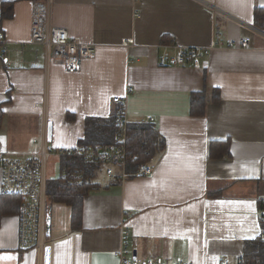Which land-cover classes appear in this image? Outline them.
Returning a JSON list of instances; mask_svg holds the SVG:
<instances>
[{"label":"crops","instance_id":"0c3cea01","mask_svg":"<svg viewBox=\"0 0 264 264\" xmlns=\"http://www.w3.org/2000/svg\"><path fill=\"white\" fill-rule=\"evenodd\" d=\"M40 1L0 0V151L51 152L45 166L51 264H119L123 230L128 257L238 264L262 225L264 36L251 28L264 0H54L51 25L94 46L93 58L76 72L46 68L44 48L29 43L32 4ZM4 3H12V13L1 19ZM216 31L224 43L249 40L250 50L211 51L200 68L159 65L177 48L213 45ZM203 91L205 113L192 116L191 94ZM113 98L126 99L129 122L150 117L164 139L163 151L146 163L150 176L120 182L74 153L96 145L80 143L87 118L116 119ZM226 140L230 156L211 159L209 144ZM70 157L89 164L88 183L96 185L83 197L78 230L71 207L48 192L58 182L85 183ZM2 195L0 264H43V251L19 246L21 204L16 209Z\"/></svg>","mask_w":264,"mask_h":264},{"label":"built area","instance_id":"2783aa9c","mask_svg":"<svg viewBox=\"0 0 264 264\" xmlns=\"http://www.w3.org/2000/svg\"><path fill=\"white\" fill-rule=\"evenodd\" d=\"M53 1L46 4H32L30 44L41 45L44 48L46 68L50 65L63 67L67 72H76L84 60L93 58L94 46L70 38L67 31L51 25V10ZM221 33L216 31V41L205 48H177L172 56L163 55L159 59L161 67L183 66L190 62L194 68H200L202 60L211 51H247L249 40L240 39L238 42H222ZM1 41V40H0ZM213 49V50H212ZM132 91L131 88L127 92ZM126 99L113 98L118 105L115 125L118 130L114 142L108 146L96 144L83 151H75L78 157L96 163L106 177L124 182L131 177H147L152 174V168L147 164L138 166L135 172L128 171L129 157L127 154L128 125L126 115ZM147 117L143 123L151 124ZM47 133V132H46ZM47 139V136H46ZM64 155V152H60ZM51 152L42 146L35 152L8 153L0 151V193L21 199L17 223L18 242L23 249L43 251L46 244V178L45 166ZM264 218V210L261 212ZM126 230L121 231L122 244L118 251L119 264H162L153 259H141L132 254L128 257L125 242ZM240 263L243 258L238 259ZM36 264H39L36 262ZM183 264V263H178Z\"/></svg>","mask_w":264,"mask_h":264},{"label":"trees","instance_id":"16d2710c","mask_svg":"<svg viewBox=\"0 0 264 264\" xmlns=\"http://www.w3.org/2000/svg\"><path fill=\"white\" fill-rule=\"evenodd\" d=\"M12 3H4L1 6V19L11 17ZM253 26L264 32V8L256 7L253 11ZM164 39V38H163ZM164 40L161 39V43ZM165 44V43H163ZM206 91L201 93L191 94L190 97V115L203 116L205 113ZM213 99L215 102L219 101V93L217 90L213 91ZM85 137L80 143L84 146H93L100 144L103 146L110 145L114 142L115 134L118 130L115 125V113L108 119L87 118L86 119ZM128 141L127 154L130 159L128 171H135L139 165L146 164L151 161L158 153L162 152L165 146L164 139L159 135L152 124H131L128 127ZM229 141L214 142L209 144L208 156L211 159L229 157ZM72 158V157H70ZM74 165L81 169L84 177H87L84 184L73 185L65 183H54L48 189L49 194L52 195V201L57 203H64L69 205L72 209L71 221L76 230L81 226V205L83 197L87 192L94 188L92 185L91 174L88 170L89 164L83 163L79 158H72ZM94 167V166H93ZM90 178V179H89ZM89 179V180H88ZM4 196V195H2ZM5 198L12 202L17 209L20 203V198L13 196H5ZM19 203V204H18ZM261 212L264 210V202L260 203ZM263 221V222H262ZM261 234L254 240L247 241L243 246V262L238 264H264V218L261 217Z\"/></svg>","mask_w":264,"mask_h":264},{"label":"water","instance_id":"95a60500","mask_svg":"<svg viewBox=\"0 0 264 264\" xmlns=\"http://www.w3.org/2000/svg\"><path fill=\"white\" fill-rule=\"evenodd\" d=\"M51 132H52V126L51 123L47 124V142H50L51 140ZM50 226H51V222H50V218L49 216L46 217V237H49L50 235ZM135 256V253H134ZM43 264H51V247L50 246H44L43 249Z\"/></svg>","mask_w":264,"mask_h":264},{"label":"rangeland","instance_id":"374dc122","mask_svg":"<svg viewBox=\"0 0 264 264\" xmlns=\"http://www.w3.org/2000/svg\"><path fill=\"white\" fill-rule=\"evenodd\" d=\"M254 32H256V33H258L259 35H261V36H264V32H262V31H260V30H258V29H256V28H251ZM221 33V32H220ZM222 35V34H221ZM215 37H216V32H215ZM213 50V49H212ZM213 51H216V50H213ZM233 51H236V50H233ZM241 51V50H240ZM115 104V103H114ZM116 120V119H115ZM143 121H145V119L143 120ZM131 124H133V123H129V125H131ZM139 124H143V125H148L146 122L145 123H143V122H141V123H139ZM129 125H128V127H129ZM239 259H241V258H239ZM175 264H178V263H175Z\"/></svg>","mask_w":264,"mask_h":264},{"label":"bare ground","instance_id":"6f19581e","mask_svg":"<svg viewBox=\"0 0 264 264\" xmlns=\"http://www.w3.org/2000/svg\"><path fill=\"white\" fill-rule=\"evenodd\" d=\"M52 1H54V0H52ZM48 2V0H42V1H40L39 3H42V4H46ZM44 54H45V52H44ZM147 118V117H146ZM145 118V119H146ZM45 188H46V186H45ZM18 198V197H17ZM21 200V199H20Z\"/></svg>","mask_w":264,"mask_h":264}]
</instances>
